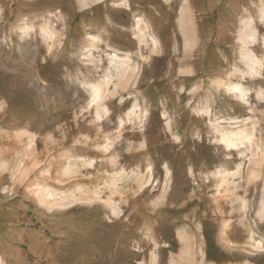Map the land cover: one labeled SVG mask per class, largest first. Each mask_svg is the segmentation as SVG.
<instances>
[{"label":"rangeland","instance_id":"374dc122","mask_svg":"<svg viewBox=\"0 0 264 264\" xmlns=\"http://www.w3.org/2000/svg\"><path fill=\"white\" fill-rule=\"evenodd\" d=\"M0 264H264V0H0Z\"/></svg>","mask_w":264,"mask_h":264},{"label":"bare ground","instance_id":"6f19581e","mask_svg":"<svg viewBox=\"0 0 264 264\" xmlns=\"http://www.w3.org/2000/svg\"><path fill=\"white\" fill-rule=\"evenodd\" d=\"M113 56L116 57L117 53H114ZM127 63H128V61H127ZM103 86H104V84L102 83V85L95 87L94 96H96V95L101 93V90H102ZM226 86H227L226 89L229 92L237 91L236 95L238 97L242 98V99H244L245 96L249 93L247 89H241L237 84L226 85ZM259 95H261V94H259ZM251 137H252V131H249L247 129H238V130H234V131H225V132L221 133L220 138L218 139V142H219V144L222 145V147L224 148L225 151H237V150H240L242 146H244L246 141H250ZM238 173H239V168H237L235 170L234 169H224L223 173H221V175H220L221 177L219 178L218 186L223 187V189L225 191H229V190L231 191L232 190V188H231L232 186L230 187V184L231 183L234 184V182L231 181L233 179L232 177L235 178V176ZM218 176H217V178H218ZM233 189H235V188H233ZM227 225L228 224H225V226H227ZM179 236H180L181 239H183L182 238V236H183L182 233H180ZM250 238L253 239V236L251 235ZM184 240L185 239H183V241ZM254 241L256 243V247H261L260 246V244H261L260 240H254ZM185 242H186V240H185ZM183 246H184V248H187L186 247L187 246L186 243H184Z\"/></svg>","mask_w":264,"mask_h":264}]
</instances>
